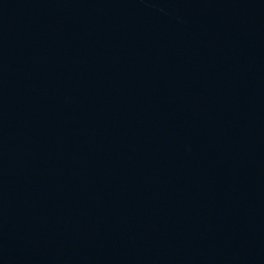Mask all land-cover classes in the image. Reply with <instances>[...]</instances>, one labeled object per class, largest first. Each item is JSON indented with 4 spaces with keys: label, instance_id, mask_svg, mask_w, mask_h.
Segmentation results:
<instances>
[{
    "label": "water",
    "instance_id": "95a60500",
    "mask_svg": "<svg viewBox=\"0 0 264 264\" xmlns=\"http://www.w3.org/2000/svg\"><path fill=\"white\" fill-rule=\"evenodd\" d=\"M0 264H264V0H0Z\"/></svg>",
    "mask_w": 264,
    "mask_h": 264
}]
</instances>
